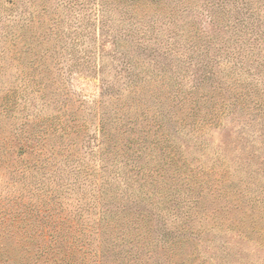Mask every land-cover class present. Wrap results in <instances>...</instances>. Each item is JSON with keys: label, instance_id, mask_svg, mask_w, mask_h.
<instances>
[{"label": "rangeland", "instance_id": "obj_1", "mask_svg": "<svg viewBox=\"0 0 264 264\" xmlns=\"http://www.w3.org/2000/svg\"><path fill=\"white\" fill-rule=\"evenodd\" d=\"M220 2L149 8L145 44L157 45L145 51L146 21L124 9L0 0V264H264V95L246 90L264 78L206 80L197 121L173 104L171 122L146 125L169 84L186 107L194 92L198 68L183 65L181 80L160 54L173 36L219 44L247 4L264 19V0H226L213 24Z\"/></svg>", "mask_w": 264, "mask_h": 264}, {"label": "trees", "instance_id": "obj_2", "mask_svg": "<svg viewBox=\"0 0 264 264\" xmlns=\"http://www.w3.org/2000/svg\"><path fill=\"white\" fill-rule=\"evenodd\" d=\"M69 1L73 2V4L79 2V0ZM96 1L99 3V5L97 7V12L95 13L99 15H102L101 6L103 5L101 3L104 2L107 6H111V11L117 9H124L127 14L133 17V20L130 19V21L133 22V26L136 21H146V24H142L146 28L143 34L141 35L142 39L145 40H142L137 45V49H144L145 51L148 49H153V47L157 45V38H155L154 43L151 45L150 48L148 47L149 44H145L146 39H151L153 37L154 33L150 34L149 32L151 28H154L153 24L156 22V20H154L150 23V19L147 20V18L150 16L149 8H154V6L160 8L166 7L168 11H173L175 13L177 9L176 7L181 2V0ZM225 1L226 0H221V2L216 6L215 12L208 13L210 22H213V24H216V22L218 21L216 19H224L228 15V11L225 10L223 6V3ZM172 4H174V6L171 7ZM173 9H175V11ZM235 12L236 14L233 22H226L228 23L226 25H228L229 29L233 28V31L230 36L231 38H220L219 44L213 45V41L210 37L206 35L203 36V34H200V36L196 35V33L192 34L191 30L187 29H184L180 36L172 37L171 42L167 44V46L163 49L160 54L167 56L172 55L174 59L179 61L178 66L180 71L176 72L175 74L181 80H183V78H181L179 75L183 73V77H185L186 73V70L183 71L182 69L183 65H193L194 67L198 68L197 71L193 73V77L195 78L193 84L196 83L195 86H192L194 92H185V95L190 94V99L184 102L189 105V107H186L185 105H181L180 103L179 96L181 90H174L173 87H169V84L167 91L164 92V94H168L167 96L159 94L158 96L152 97L149 103L146 104L147 106H150L144 109L146 114L149 115L150 112L148 113V111L150 108L154 112V114L150 116L151 121L148 122L146 125L156 126V128H162L166 124L171 122L172 116L168 115L170 112H175L171 111L169 107L173 104L176 105L182 111H185L187 108H190V118L193 119V121H197L205 106H200L201 98H196L192 100V97L195 96V92L197 94V92L202 88V84L206 80H217L218 82H223L225 85H230L232 81L237 85V83H241L242 81V85H244L249 84V81L253 83L255 78H264V60H259V58L257 57L262 54L264 49V19L260 22H255L258 19L259 12L257 14V18L254 19L253 17L254 14H256V10H254V8H252L250 4L240 6L236 9ZM161 44L162 42L158 43L159 46H161ZM160 50L162 49L158 48V51ZM141 55L142 54H140L139 56L132 55L131 58H129L128 60L129 64L131 65V71H133L134 73H137L139 69L137 66V62L139 61ZM195 58L196 61H194ZM245 73H247L248 75H244ZM160 78L164 79L165 76H160ZM152 79H155V77H153ZM146 80L147 78H144L143 83L140 85H143ZM148 83L150 84L151 80ZM133 84L134 85H132V90L135 91L131 92V94H140L141 92H143L142 86H138L137 82ZM165 84L166 82H162L161 86H164ZM226 88L230 90L229 86H227ZM214 89L217 90L219 88L218 86H215ZM246 90L247 94H252L254 96L262 97L264 95V89L261 90L257 88V86H247ZM230 95H233L232 97L234 98V101L231 104H235L238 98L234 96V93L232 94V91ZM181 121H185V118H183Z\"/></svg>", "mask_w": 264, "mask_h": 264}]
</instances>
